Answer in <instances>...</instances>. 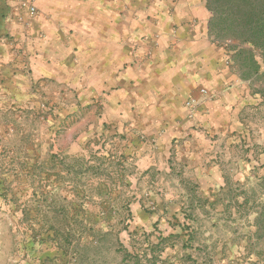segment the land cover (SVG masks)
<instances>
[{"label":"rangeland","instance_id":"rangeland-1","mask_svg":"<svg viewBox=\"0 0 264 264\" xmlns=\"http://www.w3.org/2000/svg\"><path fill=\"white\" fill-rule=\"evenodd\" d=\"M229 54L212 43L210 81L169 115L179 128L160 155L158 103L115 121L104 99L30 79L21 45L0 39V264H94L76 261L84 225L113 226L131 255L122 262L105 249L103 264H136V255L139 263L264 264L244 248L254 214H244L239 194L264 175L261 99ZM217 71L232 78L219 82ZM139 153L153 164L139 163Z\"/></svg>","mask_w":264,"mask_h":264},{"label":"crops","instance_id":"crops-1","mask_svg":"<svg viewBox=\"0 0 264 264\" xmlns=\"http://www.w3.org/2000/svg\"><path fill=\"white\" fill-rule=\"evenodd\" d=\"M22 2L36 12L19 11ZM209 17L204 0H0V39L21 45L30 79L104 99L115 121L158 103L161 155L179 128L169 115L210 81ZM214 73L219 82L232 78ZM138 162L153 164L146 153Z\"/></svg>","mask_w":264,"mask_h":264},{"label":"trees","instance_id":"trees-1","mask_svg":"<svg viewBox=\"0 0 264 264\" xmlns=\"http://www.w3.org/2000/svg\"><path fill=\"white\" fill-rule=\"evenodd\" d=\"M210 13L207 23L208 34L212 43L224 45L230 52L231 68L237 72L242 81H247L252 92L260 97V106L264 126V71L260 68V60L264 61V0H204ZM222 190H230L227 178ZM242 197L240 207L246 212L252 211L253 231L247 233L246 246L259 258H264V175L259 177L255 186L240 190ZM107 230L95 226L84 225L79 232L80 241L75 253L78 262L90 261L103 264L102 255L105 249H112L122 262L131 256L118 238V230L113 226ZM65 252L73 245L68 236L62 238ZM158 244L148 248L156 254ZM89 253H92L89 255ZM69 254V253H68ZM102 254V255H101ZM89 255V257H87ZM136 264H156L154 258L141 261L140 255L134 256ZM148 261V263H147ZM85 264V263H84Z\"/></svg>","mask_w":264,"mask_h":264},{"label":"built area","instance_id":"built-area-1","mask_svg":"<svg viewBox=\"0 0 264 264\" xmlns=\"http://www.w3.org/2000/svg\"><path fill=\"white\" fill-rule=\"evenodd\" d=\"M23 5H24V7H26V9L28 10L30 15H32V14H34L36 12V9H35V7L33 5H31V4H28V5L23 4ZM187 105L191 106V101H187Z\"/></svg>","mask_w":264,"mask_h":264}]
</instances>
